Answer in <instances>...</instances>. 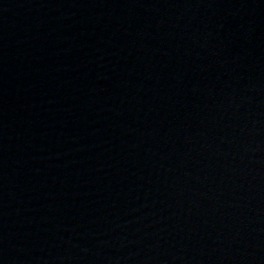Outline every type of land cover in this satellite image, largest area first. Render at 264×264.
I'll use <instances>...</instances> for the list:
<instances>
[{"label": "water", "instance_id": "water-1", "mask_svg": "<svg viewBox=\"0 0 264 264\" xmlns=\"http://www.w3.org/2000/svg\"><path fill=\"white\" fill-rule=\"evenodd\" d=\"M0 264H264V0H0Z\"/></svg>", "mask_w": 264, "mask_h": 264}]
</instances>
